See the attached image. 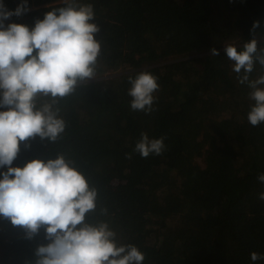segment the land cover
Instances as JSON below:
<instances>
[{"label": "trees", "instance_id": "trees-1", "mask_svg": "<svg viewBox=\"0 0 264 264\" xmlns=\"http://www.w3.org/2000/svg\"><path fill=\"white\" fill-rule=\"evenodd\" d=\"M78 2L94 6L100 28L96 76L56 105L66 122L60 140L21 143L12 167L58 154L74 160L98 190L90 221L109 222L120 243L144 253L143 264H264L251 260L252 252L264 256V123L248 122L251 89L238 82L224 51L228 43L242 50L253 38L264 48V0ZM3 3L15 11L23 0ZM27 4L30 11L5 24L32 28L64 6ZM141 72L158 77L151 113L130 107L129 77ZM260 75L257 63L250 79ZM141 133L165 137L166 150L142 158L133 151ZM48 243L44 229L29 240L0 217L3 264H35L37 247Z\"/></svg>", "mask_w": 264, "mask_h": 264}, {"label": "clouds", "instance_id": "clouds-1", "mask_svg": "<svg viewBox=\"0 0 264 264\" xmlns=\"http://www.w3.org/2000/svg\"><path fill=\"white\" fill-rule=\"evenodd\" d=\"M63 5L45 13L30 28L22 24H5L13 16L30 11L23 0L15 11L0 0V217L13 226L22 227L32 240L44 229L47 245L35 251V264H143L145 255L134 244L119 242L117 232L105 220L90 221L96 212L98 190L63 154L55 159H33L24 167H12L20 145L39 137L56 143L66 130L59 100L73 95L77 87L95 78L102 45L96 39L100 28L94 6L78 0H63ZM260 22L253 24V33ZM253 38L238 50L231 43L224 45L232 71L241 85L251 89L254 102L247 114L252 126L264 123V75L250 79L255 64L264 69V48L258 49ZM213 56H219L212 48ZM158 77L141 72L129 77L133 111L151 113ZM41 99L44 102L38 103ZM165 137L150 139L141 133L134 152L142 158L160 156L165 150ZM131 159V154L127 155ZM264 184V174L258 176ZM264 201V192L259 194ZM101 216L108 210L102 208ZM264 259L251 253L253 262Z\"/></svg>", "mask_w": 264, "mask_h": 264}, {"label": "rangeland", "instance_id": "rangeland-1", "mask_svg": "<svg viewBox=\"0 0 264 264\" xmlns=\"http://www.w3.org/2000/svg\"><path fill=\"white\" fill-rule=\"evenodd\" d=\"M107 75H111L113 73H106ZM0 264H3V251L0 249Z\"/></svg>", "mask_w": 264, "mask_h": 264}]
</instances>
